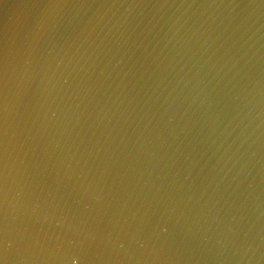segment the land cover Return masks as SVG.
Masks as SVG:
<instances>
[{"label":"water","instance_id":"obj_1","mask_svg":"<svg viewBox=\"0 0 264 264\" xmlns=\"http://www.w3.org/2000/svg\"><path fill=\"white\" fill-rule=\"evenodd\" d=\"M0 264H264V0H0Z\"/></svg>","mask_w":264,"mask_h":264},{"label":"clouds","instance_id":"obj_2","mask_svg":"<svg viewBox=\"0 0 264 264\" xmlns=\"http://www.w3.org/2000/svg\"><path fill=\"white\" fill-rule=\"evenodd\" d=\"M8 246V234L7 232L5 233V247L7 248Z\"/></svg>","mask_w":264,"mask_h":264}]
</instances>
